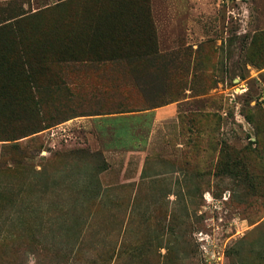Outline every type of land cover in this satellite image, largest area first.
Listing matches in <instances>:
<instances>
[{
	"label": "rangeland",
	"instance_id": "rangeland-1",
	"mask_svg": "<svg viewBox=\"0 0 264 264\" xmlns=\"http://www.w3.org/2000/svg\"><path fill=\"white\" fill-rule=\"evenodd\" d=\"M59 1L0 0V264H264V0Z\"/></svg>",
	"mask_w": 264,
	"mask_h": 264
},
{
	"label": "crops",
	"instance_id": "crops-1",
	"mask_svg": "<svg viewBox=\"0 0 264 264\" xmlns=\"http://www.w3.org/2000/svg\"><path fill=\"white\" fill-rule=\"evenodd\" d=\"M174 111H175L174 104H168V105H166L164 107L158 108L156 110V114L158 115V118L165 119V118H168V117H172L173 114H174ZM107 156H108V154H107ZM117 171L118 170H117L114 162H112V165L108 169L103 171L104 173L102 174V178H103V175H105V174L108 175L109 173L111 174V173H114V172H117ZM111 175L113 176L114 174H111ZM119 178H120L119 175L116 173V177H114L112 179L108 178V181L105 184L106 185H115V184H117V180Z\"/></svg>",
	"mask_w": 264,
	"mask_h": 264
},
{
	"label": "trees",
	"instance_id": "trees-1",
	"mask_svg": "<svg viewBox=\"0 0 264 264\" xmlns=\"http://www.w3.org/2000/svg\"><path fill=\"white\" fill-rule=\"evenodd\" d=\"M60 2V1H59ZM72 2V0L70 1V0H66V1H64V2H60V3H58V4H56L55 6H67L69 3H71ZM39 130H41V129H37V130H33L31 133H35V132H37V131H39ZM30 133V134H31Z\"/></svg>",
	"mask_w": 264,
	"mask_h": 264
}]
</instances>
